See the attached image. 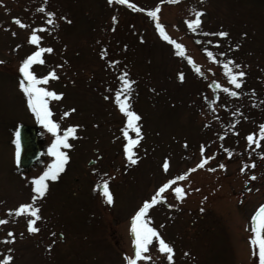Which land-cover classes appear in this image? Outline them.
<instances>
[{
  "label": "rangeland",
  "instance_id": "374dc122",
  "mask_svg": "<svg viewBox=\"0 0 264 264\" xmlns=\"http://www.w3.org/2000/svg\"><path fill=\"white\" fill-rule=\"evenodd\" d=\"M157 2L163 7L159 24L197 61L200 72L152 29L157 19L146 10ZM130 3L134 7L117 0H0V220L7 221L0 224V261L11 256L8 264H126L125 257H132V217L165 179L195 167L205 148L211 163L186 181L174 180L185 195L177 199L169 189L163 193L166 205L158 203L146 214L173 247V260L157 254L159 243L153 238L151 259L138 264H258L249 223L254 209L264 205V139L259 135L264 125V0ZM195 11H202L201 23L192 31L186 20L194 19ZM18 17L26 27L13 22ZM33 30L42 37L38 44L30 43ZM41 47L52 51L43 52L44 63L34 62L29 70L37 77L56 73L39 86L63 94L48 98L57 134L78 127L73 149L60 148L70 153L63 171L56 180H46L45 195L35 201L40 219L34 225L38 231L30 232L27 223L34 218L9 210L33 203V179L56 159L48 151L56 135L29 109L17 73ZM225 64L245 73L238 78L240 88L231 84L227 70L220 75ZM125 73L134 82L130 91ZM214 81L240 95L212 96L209 82ZM117 92L127 96L130 110L139 116L135 163L126 156L124 129L133 139L137 133L116 102ZM36 121L42 159L21 173L14 164L17 126ZM249 134H255L259 147L249 144ZM219 164L226 167L215 171ZM104 181L111 188V204L101 194Z\"/></svg>",
  "mask_w": 264,
  "mask_h": 264
},
{
  "label": "snow or ice",
  "instance_id": "6c2138e0",
  "mask_svg": "<svg viewBox=\"0 0 264 264\" xmlns=\"http://www.w3.org/2000/svg\"><path fill=\"white\" fill-rule=\"evenodd\" d=\"M113 0H109V3H112ZM118 3L121 4H128L129 7H134L133 4L130 3V0H117ZM171 2H177V0H171ZM40 11H44L43 7L40 9ZM148 12V15L157 19V29L160 31L161 35L165 40H169L171 43L175 44V47L177 50H179L181 55H184L183 45L176 43V41L171 40V38L164 32L163 26L159 24L157 13L159 11V8L152 10H146ZM49 17H54V13H47ZM202 15V11H195V18L186 20V23L188 25V28L192 31H196L197 26L200 25L201 20L200 17ZM15 22L20 25L21 27H26L27 25L23 24L22 21L18 18H14ZM116 17H113V21L115 22ZM48 24H52L53 20L49 19L47 21ZM41 31L43 29H40ZM216 35H219L221 37L227 36L226 32H219ZM42 39V37L38 36L36 34V30H33V33L30 35V43L38 44L39 40ZM51 52L52 49L49 47L47 49L45 48H39L37 51L33 52L27 58L23 61L22 65L20 66L19 71L24 74L25 79L21 80L19 87L27 97V104L29 109L35 114L36 120L43 125L49 132L56 135V139L53 141L51 146L49 147L48 151L49 154L56 157V159L50 164L39 177L33 179L34 192L36 193L35 196H33L31 199L33 203H27V204H21L16 209L9 210V214H12L13 212L16 215L21 214H30L31 217L34 219H29L27 226L28 230L30 232L38 231L35 225V221L40 219L39 216V208L35 206V201L43 197L47 191V179L56 180L58 178V173L62 172L64 169V165L69 159L67 154L60 150L61 146L64 148H71L72 145L68 143L69 137H75V129L78 126H70L67 129L64 130L63 136L58 135L59 130V124L56 121H53L51 119L52 112L49 108V100L48 98H54V99H60L62 97V93H57L53 90H49L44 87H40L39 85L42 83H47L49 77L56 78V73L54 71L49 72L46 76L43 77H37L33 71H30V65L34 62L44 63L41 54L43 52ZM207 55L210 58H213V53L210 51H207L205 49ZM106 55V52L103 53ZM221 55H223L221 53ZM189 63H194L192 60V57H188ZM112 63H116L113 61ZM195 66V65H194ZM196 67V71L200 72V68L198 66ZM225 69L227 70V75L230 78L231 84L235 85L236 88H240L243 81L241 79H238L240 77H243L245 73L243 71L233 72L232 69L229 67L228 64L224 65ZM235 67L238 69L240 68V65H235ZM124 76V86L127 90L130 91L131 85L134 83L133 81L127 79V74H123ZM180 79H183V74H180ZM219 87V85H218ZM224 91L229 92L232 96H239L240 93L236 91H231L230 89L225 88ZM123 96V99H122ZM127 96H124L123 93L117 92L116 93V102L121 110V112H124L128 117V126L129 128H132L137 133V138L133 139L129 136L128 128L124 129V136L128 138V144L125 145V152L128 156V159L135 163V159H133L134 153L132 152V147L138 143L139 139V133L140 128L138 125H136L134 122L139 120V116L134 112L130 110V105L127 103ZM74 111V110H73ZM69 113L65 112L64 115L67 116ZM255 134H249L246 137V140L249 142V144L256 143L257 147H259V140H254ZM259 135L261 139H264V125L260 126ZM20 134L17 132L16 134V157L19 159L20 155ZM203 151V148H202ZM227 154L229 156L232 155V152L228 149H225ZM211 157H208L210 159ZM199 166H203L202 164ZM252 167H255V164L251 165ZM164 169L167 170L168 164L167 161L163 165ZM221 168H225L226 166L221 164L219 165ZM248 167V165H244L241 168V171L243 172L245 168ZM182 178V177H181ZM255 179V176L252 177ZM172 182H166L164 185H162L157 193L152 197L150 201H145L143 205L137 210L135 215L132 217V223H131V232L133 234V245H134V256L132 257H125L127 264H138V261L140 260H150L151 257L148 255H145V253L148 252V246L153 242V238L158 240L159 243V250L163 253H166V258L169 262L173 260V247L167 243L159 234L156 228L151 227L149 224L150 217H146V214L149 210V208L155 204H157L160 200H166V197H163L160 195V193H163L165 189L169 187V185ZM173 191L176 193L177 199H181L185 193L181 188H174ZM103 196L105 198V201L108 204H111L113 202V196L112 193L109 191L107 186V181H104L103 183ZM169 207H172V205H169ZM252 222V228L251 231L254 234L251 237V244L253 246H258L259 249V260L260 264H264V205H261L256 213L251 217ZM7 223L6 220H0V224ZM11 236V233H9ZM12 260L11 256L5 257L4 260L0 261V264H8L9 261Z\"/></svg>",
  "mask_w": 264,
  "mask_h": 264
},
{
  "label": "water",
  "instance_id": "95a60500",
  "mask_svg": "<svg viewBox=\"0 0 264 264\" xmlns=\"http://www.w3.org/2000/svg\"><path fill=\"white\" fill-rule=\"evenodd\" d=\"M20 134V155L18 165L21 169H26L32 165L39 156V147L34 130L23 127Z\"/></svg>",
  "mask_w": 264,
  "mask_h": 264
}]
</instances>
